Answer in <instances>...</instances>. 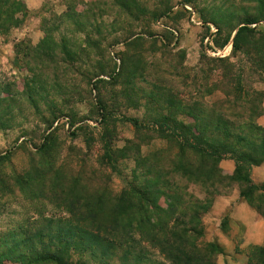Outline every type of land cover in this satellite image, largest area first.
I'll return each instance as SVG.
<instances>
[{
    "label": "rangeland",
    "instance_id": "374dc122",
    "mask_svg": "<svg viewBox=\"0 0 264 264\" xmlns=\"http://www.w3.org/2000/svg\"><path fill=\"white\" fill-rule=\"evenodd\" d=\"M5 5L0 122L12 127L0 130V253L36 234L45 247L69 234L75 237L67 243V264H181L180 251L195 250L201 258L210 243L222 249L211 264H264V236L251 240L242 222L249 213L264 221V183L252 179L255 167L237 169L233 157L203 160L159 133L163 123L228 124L244 140L221 141L234 148V157L259 156L264 0ZM12 8L17 14L5 22ZM249 19L250 34L233 49ZM218 59L230 62L229 73L213 62ZM131 188L145 190L148 200L142 212L131 197L129 256L104 243L88 248L81 241L84 220L104 224ZM201 202L209 211L197 227L193 212ZM106 251L110 256H98Z\"/></svg>",
    "mask_w": 264,
    "mask_h": 264
},
{
    "label": "trees",
    "instance_id": "16d2710c",
    "mask_svg": "<svg viewBox=\"0 0 264 264\" xmlns=\"http://www.w3.org/2000/svg\"><path fill=\"white\" fill-rule=\"evenodd\" d=\"M6 1L9 0H0V19L3 16L1 9H3L6 5ZM13 11L7 14L5 18V22L12 20L17 12H15V8H12ZM243 27H240L233 40H232V48H237V43L240 38H242L245 34H250V30L248 25L254 24V22L249 19L245 21ZM260 41H264L263 37H260ZM259 81L264 84V57L259 59ZM213 62H217L223 66L224 71H227V68L231 66L228 60H213ZM258 67H252V70H258ZM226 73H229L228 71ZM240 85L242 82H238ZM230 84H233L232 82ZM1 102V101H0ZM124 123L130 124L135 128H145V125L140 123L136 119H123ZM158 123H153L152 125L157 126ZM252 125V124H251ZM12 125L8 122H0V130L11 128ZM160 130L159 133L162 135H167L168 138L174 139L177 138L179 143V149L182 151H189L190 153L202 158L203 160H211V162H220L225 160L227 157L232 158L235 161L236 168L238 169L241 164H246L250 168L258 167L264 163V128L259 127V147L254 146L259 149V156L253 157H243L242 159H237L234 157V148L228 144L229 142H221L223 140H232L233 142L244 141L240 139L239 136L235 135L231 129L232 125H211V124H201L197 127H192L184 124H168L163 123L159 125ZM214 163V164H215ZM207 178L213 179L210 177V172L206 174ZM131 184V183H130ZM129 185V184H128ZM150 186H153L149 184ZM148 186V185H146ZM262 187V186H261ZM131 197H135L139 204H142V212L143 205L146 204V200H148L146 191H138L136 188H131L127 193L122 192V194L115 200V203L112 207L113 215L107 216V221L104 224L100 225L96 222L95 218L85 219L84 223L81 225L85 230L80 232L83 234L81 241L88 245V248H91L95 244H103L106 245V249H126L124 253L128 255L127 250L129 248V240L130 237V227L131 222L128 220V214L131 210ZM213 197V196H212ZM215 197V196H214ZM97 208H101L103 210L104 202L102 200L96 201ZM94 210V209H93ZM209 211V205L199 203L195 207V211L193 212V217L195 220V224L197 227H201V221L203 216ZM93 219V220H92ZM144 218H140V222L143 223ZM141 225V224H140ZM95 230L98 232H95ZM86 232V233H85ZM120 233V236L115 235V233ZM80 233V234H81ZM79 234V233H78ZM103 236L101 237V235ZM202 229H200L198 233V237H201ZM75 236L69 235L63 237L61 234L52 237V240L57 244L56 246H46L44 245V241L41 235L36 234L33 237L28 238L27 240H23L19 244H23L22 247L17 249H8L6 252L0 253V261L8 260L12 261L14 264H67L66 259H70V250L67 249L68 241ZM51 240V241H52ZM102 242H101V241ZM63 243V244H62ZM111 243H115L111 248L109 247ZM19 244L18 247H19ZM109 244V246H108ZM128 247V248H127ZM92 255L96 254V250H92ZM181 259L183 262L181 264H211V257L218 256L222 254V249L218 244L210 243L208 245L207 253L199 258L198 252L194 251H180ZM179 253V254H180ZM108 254L106 252H100L99 257H105ZM129 256V255H128ZM176 260V258H175ZM136 261H134L135 263ZM180 260L177 259V262L174 264H180Z\"/></svg>",
    "mask_w": 264,
    "mask_h": 264
},
{
    "label": "crops",
    "instance_id": "0c3cea01",
    "mask_svg": "<svg viewBox=\"0 0 264 264\" xmlns=\"http://www.w3.org/2000/svg\"><path fill=\"white\" fill-rule=\"evenodd\" d=\"M252 179L256 180L255 182L259 185L264 183V164L253 168ZM247 216H249V218H244L242 221L248 230L247 235L251 240L259 238L260 242L264 236V221L260 218L259 221L256 220L255 217L250 213ZM256 227H259V231H255Z\"/></svg>",
    "mask_w": 264,
    "mask_h": 264
}]
</instances>
